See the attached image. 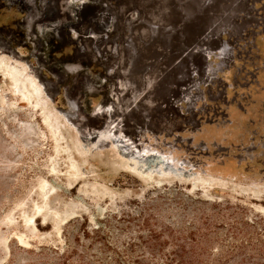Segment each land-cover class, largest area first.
Wrapping results in <instances>:
<instances>
[{"label": "rangeland", "instance_id": "374dc122", "mask_svg": "<svg viewBox=\"0 0 264 264\" xmlns=\"http://www.w3.org/2000/svg\"><path fill=\"white\" fill-rule=\"evenodd\" d=\"M174 250L264 264V0H0V264Z\"/></svg>", "mask_w": 264, "mask_h": 264}, {"label": "trees", "instance_id": "16d2710c", "mask_svg": "<svg viewBox=\"0 0 264 264\" xmlns=\"http://www.w3.org/2000/svg\"><path fill=\"white\" fill-rule=\"evenodd\" d=\"M249 220L252 221L251 222L252 224H254L255 222L256 223H261V221L253 219V218H249ZM185 254H186V252L184 250H174V251H172L171 252L172 257L171 258L168 257V258H170V262L168 263V261H167L166 264H175V263H171V261H176V263L180 262L179 264H198V263L187 262L185 259H183L184 258L183 256ZM136 264H146V263L141 262V261H137Z\"/></svg>", "mask_w": 264, "mask_h": 264}, {"label": "bare ground", "instance_id": "6f19581e", "mask_svg": "<svg viewBox=\"0 0 264 264\" xmlns=\"http://www.w3.org/2000/svg\"><path fill=\"white\" fill-rule=\"evenodd\" d=\"M38 1H39V0H38ZM29 6H30V5H29ZM39 6L42 7V6H44V4H40ZM39 6H38V7H39ZM27 8H28V7H27ZM54 12H55V11H54ZM54 12H53V13H54ZM26 13H27V11H26ZM54 14H55V13H54ZM162 27H163V26H162ZM146 30H147L149 33L152 32V30H149V28H147ZM147 31H145V33H146ZM148 32H147V33H148ZM143 34H144V33H143ZM143 34H142V35H143ZM43 36H44V34H43ZM140 40H144V39L139 38L138 41H140ZM146 40H147V39H146ZM137 48H138V47H137ZM135 49H136V48H135ZM136 50H137V49H136ZM41 66H42V65H41ZM135 67L137 68V65H136ZM42 70H43V69H42ZM44 83H45V82H43V84H44ZM80 84H81V83H80ZM80 84H79V85H80ZM47 85H48V84H47ZM49 86H50V85H49ZM49 86H48V87H49ZM46 87H47V86H46ZM78 92H79V90H78ZM68 97H69V96H68ZM66 98H67V97H66ZM67 99H68V98H67ZM70 101H71V100H70ZM70 101H69V102H70ZM73 103H74V102H73ZM73 109H74V108H73ZM74 110H75V109H74ZM76 110H77V108H76ZM147 162H148V161H147ZM147 162H146V163H147ZM131 164H132V163H131ZM138 164H139V163H138ZM142 164H143V163H142ZM144 164H145V163H144ZM132 166H134V164H133ZM143 166H144V165H143ZM145 166H146V165H145ZM148 166H149V165H148ZM143 168H146V167H143ZM137 169H138V168H137ZM146 169H147V168H146ZM137 171H138V170H137ZM141 173H142L144 176H148V174H147L148 171H145V173H143V172H141ZM149 174H150V173H149ZM149 176H151V175H149Z\"/></svg>", "mask_w": 264, "mask_h": 264}]
</instances>
